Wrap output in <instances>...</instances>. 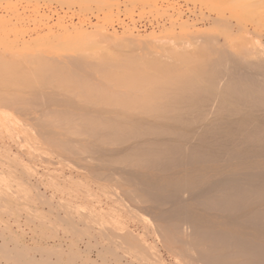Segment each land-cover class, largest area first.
Here are the masks:
<instances>
[{
  "label": "bare ground",
  "instance_id": "bare-ground-1",
  "mask_svg": "<svg viewBox=\"0 0 264 264\" xmlns=\"http://www.w3.org/2000/svg\"><path fill=\"white\" fill-rule=\"evenodd\" d=\"M164 36H151L154 42L101 32L61 37L90 45L126 42L163 49L173 39ZM216 43H200L199 55L167 44L154 65L146 53L142 60H152L146 66L160 73L144 76L128 67V73L117 72L125 79L122 87L119 81L102 82L86 70L87 63L71 60L75 82L90 93L84 100L75 102L46 89L30 93L32 101L25 99L29 107L40 102L75 109H52L56 118L66 119L62 124H73L66 131L77 136L56 141L75 160L84 156L111 169L109 179L100 174L115 182L111 188L121 208L94 209L96 217L88 226L93 233L86 234L84 243L94 248L86 247L89 260L95 254L94 264H167L163 251L173 264H264V50L252 44L256 57L250 59L243 48L234 52ZM98 70L101 78L108 75ZM132 71L138 76L130 79ZM81 72L87 76L77 79ZM35 120L43 134L61 122H50L56 123L53 127ZM82 213L76 211L71 226L80 237L89 232Z\"/></svg>",
  "mask_w": 264,
  "mask_h": 264
},
{
  "label": "rangeland",
  "instance_id": "rangeland-1",
  "mask_svg": "<svg viewBox=\"0 0 264 264\" xmlns=\"http://www.w3.org/2000/svg\"><path fill=\"white\" fill-rule=\"evenodd\" d=\"M120 13L131 22H135V16L140 19L146 14L154 19L167 17L168 24L145 32L129 27L115 29L113 22L119 21ZM77 31L151 39L153 42L151 36L167 35V38L173 37L171 41L176 39V44L170 41L167 43L170 47L164 44L163 49L153 44L126 42L98 45L91 42L90 45L61 37ZM207 39L217 41L219 46L224 43L228 47L221 45V48L234 52L243 48L247 51L246 58L255 59L256 55L250 50L252 44L264 50V0H0V264H94L95 254H91L90 260L87 254L94 248L89 246V249L84 244L86 234L93 233L88 226L92 223V215L96 217L94 209L100 206L103 210L108 206L121 208L117 203L119 195L113 194L111 188L115 182H107L111 178V169L103 167L97 160L83 159L84 156L75 160L62 149L61 142L56 141L77 136L70 134L72 130L67 132L73 124L65 126L64 122L63 125L61 120L66 119L56 118L53 112H76L75 109L60 105L43 107L33 99L38 104L31 105L37 107L35 110L28 106L30 102L25 103L32 101L30 93L54 90L53 93H64L75 102L84 100L90 93L75 82L77 70L69 66L71 60L89 63L85 64L86 70L95 73V78L110 84L121 82L122 87L125 79L121 78V72L128 73L133 67L132 70L136 69L144 76L158 75L160 72L151 67L154 61L160 60L165 49H184L188 54H196L197 46ZM146 53L151 55L146 57ZM144 56L154 59L151 60L153 63L146 60L153 64L151 67L142 60ZM133 59L138 62L135 64ZM130 62L133 66H127ZM102 65L110 69L105 71L106 67ZM90 66L96 68L92 70ZM99 66L105 70H98ZM97 70L108 75L102 79ZM138 73L132 71L128 77L134 78ZM82 75L86 74L81 72L75 76L82 79ZM39 104L43 108H38ZM38 115L40 120L36 118ZM41 117H46V121H41ZM34 118L39 120L38 124L48 123L53 127L58 120L61 122L50 133L43 134ZM77 164L85 169L78 168ZM101 172L108 174L107 181ZM77 210L84 213V228L89 229L81 237L71 227ZM77 245L79 252L75 249ZM164 253H161L164 262L173 264V258Z\"/></svg>",
  "mask_w": 264,
  "mask_h": 264
},
{
  "label": "built area",
  "instance_id": "built-area-1",
  "mask_svg": "<svg viewBox=\"0 0 264 264\" xmlns=\"http://www.w3.org/2000/svg\"><path fill=\"white\" fill-rule=\"evenodd\" d=\"M122 8V7H121ZM135 22H131L127 17H125L124 13H120L119 21L113 22V27L115 29L122 30L125 27H129L130 29H134L138 32H145L147 30H156L159 29L162 25H167L168 20L167 17L156 18L154 19L150 15H144L140 19L139 17L135 16L133 18Z\"/></svg>",
  "mask_w": 264,
  "mask_h": 264
}]
</instances>
